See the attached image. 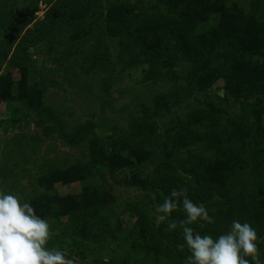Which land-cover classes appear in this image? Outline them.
I'll return each instance as SVG.
<instances>
[{
  "label": "rangeland",
  "instance_id": "rangeland-1",
  "mask_svg": "<svg viewBox=\"0 0 264 264\" xmlns=\"http://www.w3.org/2000/svg\"><path fill=\"white\" fill-rule=\"evenodd\" d=\"M113 1L176 12L159 0H96L87 22L73 29L58 20L60 0H0V75L6 72L3 90L12 96L0 97V189L30 203L49 222L47 247L62 250L75 264H174L149 241L146 228H137L132 208L145 213L164 241L156 210L163 195L173 185L194 183L180 168L183 160L241 148L240 158L215 164L204 181L219 188L241 186L264 203V33L260 53L247 54L245 42L240 48L257 73L224 67L223 77L206 86L223 63L212 38L201 41L200 53L192 56L176 40L165 57L126 47L105 20ZM233 1L236 25L252 13L264 25V0ZM227 7H206L196 33L216 28ZM96 54L105 61L93 59ZM225 79L234 94L239 90L236 97L225 91ZM210 112L223 127L225 144H173L181 124ZM138 125L136 141L123 147L120 141ZM54 176L59 178L51 182ZM79 194L99 201L112 237L94 242L66 228L68 205L62 198ZM219 199L214 194L201 204L216 214L219 205L213 201ZM173 212L186 215L182 206ZM227 220H214L220 235L231 225ZM257 237L264 264V235ZM180 239L184 244L183 234Z\"/></svg>",
  "mask_w": 264,
  "mask_h": 264
},
{
  "label": "trees",
  "instance_id": "trees-1",
  "mask_svg": "<svg viewBox=\"0 0 264 264\" xmlns=\"http://www.w3.org/2000/svg\"><path fill=\"white\" fill-rule=\"evenodd\" d=\"M63 5L60 10L59 22H65L73 29L83 26L92 12L96 0H60ZM108 2V0H106ZM163 5L174 9L173 15H166L162 12H148L145 9L137 8L135 5H123L117 2H109L106 13V23L112 33L122 37L126 47H134L137 50L148 52L156 57H165L172 50V41L176 40L182 49L189 55L200 53L201 41L212 38L217 44V55L223 59V63L217 65L213 76L207 81L206 86L211 85L218 78L223 77L224 67L232 65L241 66L250 72L257 73L255 65L247 59V55L240 51L242 44H248L247 54L260 53L264 25L255 13L247 16L241 25H236V4L233 0H159ZM228 5L226 14L219 24L209 33H196V27L206 18V7ZM17 43V48L21 44ZM97 55V54H96ZM94 56L93 59L103 63L104 57ZM6 72L0 75V97L11 99L12 96L3 90V84L7 85L9 79ZM225 91L236 97L239 90L233 93V88L228 85L225 79ZM22 92H19L21 94ZM253 90H247V95L252 96ZM19 97H23L20 95ZM141 126L134 127L120 141L123 147L127 143H134L139 136ZM174 145L188 146L196 142H208L222 145L227 142L223 127L220 126L213 112L207 113L200 121L181 124L171 137ZM227 145V144H226ZM117 144L115 145V147ZM117 148V147H116ZM241 156V148L233 149L232 146L226 149L220 148L219 154L204 157L197 155L193 159L181 162L182 172L193 178V184L173 185L169 190L184 188L187 195L195 204H201L212 200L214 194L220 197L213 201L218 204V212L209 215L213 220L220 216L226 217L232 222H248L254 227L258 235H264V203L257 201L253 191L244 192L241 186L219 188L216 183L204 181L210 169L221 162L235 161ZM92 162L99 167V162L92 158ZM261 164H257L260 172ZM54 176L51 182L58 180ZM218 183V182H217ZM167 194V195H168ZM163 195V197L167 196ZM68 205L66 228L75 233L88 237L94 242L103 241L113 236L110 224L105 215L100 213L99 201L91 194L69 195L62 198ZM180 204L178 207H181ZM138 212L136 220L137 228H146L149 241L157 244L159 251L165 258L174 264H187V251L178 247L183 245L180 239L181 227L169 231L167 228L171 220L179 222L185 216L172 212L171 216L163 223L164 241H159L156 231L150 224L142 210L135 206L132 208ZM227 220V221H228ZM179 224V223H178ZM202 234L210 233L220 235L219 228L213 223L197 222L190 225ZM172 246V247H171Z\"/></svg>",
  "mask_w": 264,
  "mask_h": 264
},
{
  "label": "clouds",
  "instance_id": "clouds-1",
  "mask_svg": "<svg viewBox=\"0 0 264 264\" xmlns=\"http://www.w3.org/2000/svg\"><path fill=\"white\" fill-rule=\"evenodd\" d=\"M182 204L185 218L171 220L169 231L182 229L183 245L190 255L187 264H259L257 232L248 222L233 220L227 232L213 237L190 225L213 223L203 204L188 198L187 190L173 188L157 207L158 222H164ZM49 222L35 214L30 203L0 189V264H75L62 250L47 247L51 239Z\"/></svg>",
  "mask_w": 264,
  "mask_h": 264
}]
</instances>
